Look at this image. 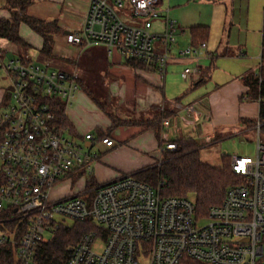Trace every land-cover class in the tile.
<instances>
[{"label": "built area", "instance_id": "2783aa9c", "mask_svg": "<svg viewBox=\"0 0 264 264\" xmlns=\"http://www.w3.org/2000/svg\"><path fill=\"white\" fill-rule=\"evenodd\" d=\"M158 4L89 0L81 27L67 40L79 48L103 45L109 56L117 52L125 60L143 62L164 78L178 26L168 20L164 32H152L161 18ZM205 48V43L191 46L180 55L197 58ZM0 72L10 81L0 103V217L16 223L0 244L14 245L17 264H37L39 247L69 228L66 221L93 226L71 249L67 264H264L263 145L258 143L254 159L231 158L240 182L206 216L198 214L193 197H164L161 184L153 187L133 176L55 198L54 188L64 177L89 180L98 157L86 152L97 139L86 135L89 145L82 146L70 138L65 124L66 110L80 91L78 74L19 57L5 60L1 48ZM200 74L198 67L184 70L185 76ZM58 104L64 106L61 121ZM262 126L258 122L257 129ZM99 142L115 147L109 137ZM175 149L169 143L162 151ZM199 219L209 223L199 227ZM96 245H102L100 252Z\"/></svg>", "mask_w": 264, "mask_h": 264}, {"label": "crops", "instance_id": "0c3cea01", "mask_svg": "<svg viewBox=\"0 0 264 264\" xmlns=\"http://www.w3.org/2000/svg\"><path fill=\"white\" fill-rule=\"evenodd\" d=\"M5 6V1L0 0V20L11 21L12 14ZM88 7L89 0H33L27 8L25 17L55 22L60 29L53 39L51 59L41 52L43 38L25 22L20 23L19 36L28 48L0 39L5 60L19 57L65 73L77 69L80 91L66 110L69 136L84 142L86 135H93L98 143L91 149L99 156L93 163L92 181L83 179L69 191L159 166L169 151L162 148L169 143L193 140L205 146L242 133V122L259 117V103L247 97L249 88L244 78L257 75L262 65L264 0H159L161 18L153 23L152 32H164L168 20L178 26L164 78L150 69L126 65L117 52L109 56L103 45L79 48L69 44L68 34L79 30ZM127 21L133 23L131 18ZM195 29L205 31L203 40L202 35H198L200 41L195 40ZM202 43L206 48L197 58L180 55L181 51ZM103 56L106 65L99 76L104 78L106 87L95 95L96 78L91 70ZM53 61L59 63V70L53 68ZM196 67L200 76L184 75L185 69ZM203 72L207 73L206 78L202 77ZM0 86H10L3 72ZM3 90L0 88V103ZM117 121L127 124L115 127ZM104 137L111 138L115 147L102 145L99 141ZM58 196L64 197L59 193Z\"/></svg>", "mask_w": 264, "mask_h": 264}, {"label": "trees", "instance_id": "16d2710c", "mask_svg": "<svg viewBox=\"0 0 264 264\" xmlns=\"http://www.w3.org/2000/svg\"><path fill=\"white\" fill-rule=\"evenodd\" d=\"M4 1L5 7L12 14V20H0V39H4L18 47L28 48L29 46L19 36L20 23L21 21L25 22L43 38L44 45L41 52L45 57L51 59L53 39L60 33L57 24L25 17L24 13L33 0ZM203 33L205 31L201 29L192 31V35L198 41L201 40L198 35H202L203 40ZM195 45L199 46L200 44ZM23 60L26 62V59ZM261 63L259 73L245 77L244 84L249 88L247 97L259 103L258 122L264 124V26ZM125 64L135 69L149 70V67L140 61L126 60ZM202 77L206 78L207 73L203 72ZM56 110L58 119L60 121L64 120V106L58 104ZM65 124L68 126L66 119ZM125 124L127 123L117 121L115 127ZM174 143L176 149L165 152L163 161L159 166L145 168L131 176L153 187L161 184L160 190L164 197H193L198 214L206 216L211 208L223 203L227 190L240 182V179L231 171V158L223 157L222 166L214 168L201 161V145L197 142L179 140ZM89 181H92L91 177H89ZM15 226L16 223H7L4 218L0 217L1 234L12 231ZM92 229L91 224L82 225L78 223L74 227L62 228L51 242L39 247L36 257L37 264H67L71 249L77 245L83 234ZM0 264H17L15 247L8 241L0 244ZM187 264L198 263L188 262Z\"/></svg>", "mask_w": 264, "mask_h": 264}, {"label": "rangeland", "instance_id": "374dc122", "mask_svg": "<svg viewBox=\"0 0 264 264\" xmlns=\"http://www.w3.org/2000/svg\"><path fill=\"white\" fill-rule=\"evenodd\" d=\"M101 51H104L101 49ZM24 53L22 50L19 52V55L22 56ZM111 61V60H110ZM55 62V66H53L54 69L59 70V63L57 61ZM105 57L101 58L99 60V63L91 70L92 77L94 79L96 78V85L94 86V93L95 95H99L101 90L104 89L106 86H103L104 78H101L99 76L100 69L105 68ZM100 67V68H98ZM77 72V69H73ZM7 86H0V88H6ZM205 87H202V90H204ZM101 89V90H100ZM98 97V96H97ZM118 114V113H117ZM114 115L115 118H119L118 115ZM250 122H242L240 125V131L242 133L233 135L229 138H224L221 141L213 142L210 144H207L205 146H201L200 150V159L203 163L218 168L222 166V159L223 157L232 158L234 156L242 157V158H248V159H254L257 155V146L258 143L264 146V124H262V129L259 131L257 129L258 126V118H253L252 120H249ZM254 125L253 128L248 131V127L251 125ZM75 141V140H74ZM76 143L85 146V143L83 141L76 140ZM165 148V147H164ZM86 152L91 154H96L95 149H86ZM98 155V154H96ZM99 156V155H98ZM81 177L78 175H68L61 179L60 183L57 184L54 188V197L58 198V193L61 196H64L66 192L71 193L72 190L76 187L77 184H79V181ZM80 179V180H79ZM86 181V179H85ZM62 183V187L59 186ZM85 183V182H84ZM83 184V183H82ZM209 223L206 219H199L197 221V225L199 227L205 226ZM66 224L70 227H74L75 223L72 221H66ZM2 234L0 233V237ZM102 245H96L95 250L101 251Z\"/></svg>", "mask_w": 264, "mask_h": 264}, {"label": "water", "instance_id": "95a60500", "mask_svg": "<svg viewBox=\"0 0 264 264\" xmlns=\"http://www.w3.org/2000/svg\"><path fill=\"white\" fill-rule=\"evenodd\" d=\"M86 146H88V145H86Z\"/></svg>", "mask_w": 264, "mask_h": 264}]
</instances>
